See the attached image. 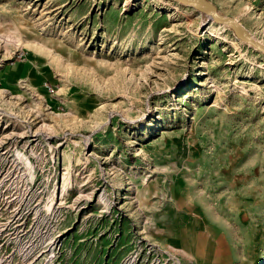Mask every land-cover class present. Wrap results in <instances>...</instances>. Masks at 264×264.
I'll list each match as a JSON object with an SVG mask.
<instances>
[{"label":"rangeland","instance_id":"1","mask_svg":"<svg viewBox=\"0 0 264 264\" xmlns=\"http://www.w3.org/2000/svg\"><path fill=\"white\" fill-rule=\"evenodd\" d=\"M204 1L264 45V0ZM0 264H264V52L179 0H0Z\"/></svg>","mask_w":264,"mask_h":264},{"label":"water","instance_id":"2","mask_svg":"<svg viewBox=\"0 0 264 264\" xmlns=\"http://www.w3.org/2000/svg\"><path fill=\"white\" fill-rule=\"evenodd\" d=\"M179 1L187 3V4H191L192 6L199 8V9H202V10H205V11H210L214 20L219 21V22L228 23L229 25H231L235 29V31L237 32V35L240 39L249 42L253 47L264 52V45L263 44L256 42L253 39H251L245 35V28L243 27L242 24H240L239 22L234 20L232 17H223V16L219 15L216 12V8L212 3L204 1V0H179Z\"/></svg>","mask_w":264,"mask_h":264},{"label":"bare ground","instance_id":"3","mask_svg":"<svg viewBox=\"0 0 264 264\" xmlns=\"http://www.w3.org/2000/svg\"><path fill=\"white\" fill-rule=\"evenodd\" d=\"M180 3H184V2H181L180 1ZM194 7V6H193ZM199 10H202V9H199ZM205 11V10H204ZM206 13H207V15H208V17L210 18V19H214L213 18V16H212V14H211V12L210 11H205ZM217 12V11H216ZM218 13V12H217ZM219 14V13H218ZM220 15V14H219ZM235 20V19H234ZM219 22V21H218ZM223 23H226V22H223ZM228 24V23H227ZM232 27V26H231ZM233 28V27H232ZM233 30H234V32L236 33V35H237V32L235 31V29L233 28ZM245 35L247 36V37H249V38H251V39H253L254 41H256V42H259V41H257L255 38H253L252 36H250L249 34H247L246 32H245ZM238 36V35H237ZM103 196V195H102ZM101 196V199L103 198ZM107 200V199H106ZM103 201V200H102ZM105 202V201H104ZM106 203V202H105Z\"/></svg>","mask_w":264,"mask_h":264}]
</instances>
